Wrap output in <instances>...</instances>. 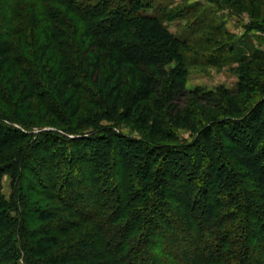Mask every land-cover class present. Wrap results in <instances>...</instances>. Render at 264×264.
I'll list each match as a JSON object with an SVG mask.
<instances>
[{"label":"trees","instance_id":"trees-1","mask_svg":"<svg viewBox=\"0 0 264 264\" xmlns=\"http://www.w3.org/2000/svg\"><path fill=\"white\" fill-rule=\"evenodd\" d=\"M154 5L0 0V264H264V56L182 109L186 45Z\"/></svg>","mask_w":264,"mask_h":264},{"label":"rangeland","instance_id":"rangeland-1","mask_svg":"<svg viewBox=\"0 0 264 264\" xmlns=\"http://www.w3.org/2000/svg\"><path fill=\"white\" fill-rule=\"evenodd\" d=\"M152 1L155 5L147 11L163 15L164 26L186 45L183 54L188 65V78L185 92L179 99L182 109L190 107L200 113L202 108L196 96L204 100H201L203 104L209 105V101L217 102L220 91H236L242 70L250 69V57L255 53L264 56V33L253 28L255 24L264 26V14L253 19L248 6L236 4L239 0ZM126 78L129 80L128 74ZM88 96L85 91L82 114L90 106ZM120 130L126 135L142 137L133 127L122 125ZM179 133L184 141L191 142L194 138L190 131L180 130ZM64 149L65 146L61 148ZM66 169H69L66 164L60 167L62 171ZM3 194L7 200L11 199L12 180L9 176L3 180Z\"/></svg>","mask_w":264,"mask_h":264}]
</instances>
